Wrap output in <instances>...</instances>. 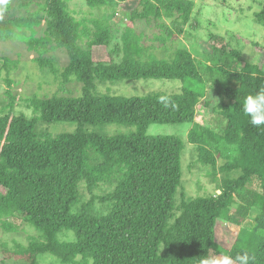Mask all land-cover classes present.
<instances>
[{
  "label": "trees",
  "instance_id": "trees-1",
  "mask_svg": "<svg viewBox=\"0 0 264 264\" xmlns=\"http://www.w3.org/2000/svg\"><path fill=\"white\" fill-rule=\"evenodd\" d=\"M71 1H24L18 6L23 14L10 11L8 3L7 10L0 12V39L45 24V37L30 40V48L39 44L46 53L52 45L66 51L69 63L60 69L44 57L35 62L41 70L63 78L64 86L72 79L82 84L78 97L26 100L39 115L33 118L17 115L19 99L11 96L8 113L0 115V225L13 230L6 220L20 215L38 232V238L21 248L30 264H39L45 255L62 264H212L223 257L239 264L236 257L244 253L249 264H264V126H252L242 111L244 98L264 88L263 67L247 63L239 71L217 68L228 81L221 88L224 103L219 107L226 120L224 135L195 124L187 140L197 147L199 160L214 167L224 149L221 142L230 144L238 154L225 168L240 175L232 179L228 175L220 195L184 197L178 202L185 142L179 136L148 135V129L154 124L193 123L207 83L189 51L174 49L167 59L159 60L141 46L134 30L137 20L178 16L188 21L195 2L88 0L93 9L113 12L101 19L79 20ZM129 2L133 6L118 62L109 50L114 37L111 22L116 8ZM255 17L264 26V2ZM161 27L173 36L171 28ZM226 46L218 49L239 60L240 52L227 51ZM0 61L11 86L10 73L18 61L6 56ZM143 79L179 80L182 88L176 94L143 97L96 92L99 83ZM55 122L76 123L79 128L57 136L38 132L39 123ZM109 124L134 126L136 131L109 136L84 130L85 125ZM253 181L260 192L248 201L255 212L250 228H241L238 234L230 229L223 232L235 196ZM83 184L91 195L87 202L82 201ZM102 184L113 187L102 197L108 204L106 214L94 207L95 191ZM67 232L74 234V241L60 237Z\"/></svg>",
  "mask_w": 264,
  "mask_h": 264
},
{
  "label": "rangeland",
  "instance_id": "rangeland-1",
  "mask_svg": "<svg viewBox=\"0 0 264 264\" xmlns=\"http://www.w3.org/2000/svg\"><path fill=\"white\" fill-rule=\"evenodd\" d=\"M29 0H0V12L7 10L24 13V9L18 6ZM195 7L188 21H183L178 16L174 18L163 17L155 21L137 20L135 22V34L140 39L142 47L147 53H153L157 59L165 60L168 53L174 49L189 51L196 59L199 71L204 77L207 88L205 98L198 106L197 116L193 123L178 125L154 124L148 129V135H170L182 137L185 149L182 156L181 186L178 189V202L185 198L207 197L222 194L221 184L226 177L232 179L240 175V171L227 170L225 166L233 165L237 151L233 146L225 142L222 154H217L216 166L201 162L198 157V149L188 142L187 137L195 124L205 125L213 129L219 135H224L226 120L220 115V105L224 103L221 88L228 85L227 77L219 73L217 68L223 66L235 71L241 70L247 63L256 64L264 69V26L258 23L255 15L261 10L264 0H193ZM123 5V4H122ZM120 5L116 8V17L112 20L114 37L110 45V52L115 61L120 62L123 57L122 35L130 19V11L133 2ZM70 8L77 19L92 20L110 15L113 9H93L88 0H72ZM165 25L173 31L170 36ZM45 24L36 27L34 31L23 29L16 30L10 37L0 39V56H6L18 61L16 67L10 73L12 85L8 84L7 71L0 61V115L8 113V105L12 97L19 99L15 103V113L26 115L29 118L38 117L33 109L28 108L26 100L33 97L47 98L55 95L78 97L82 94V84L71 80L65 86L63 78L56 76L49 69L41 70L35 59L44 57L53 61L60 69H64L69 63L66 51L53 49L49 46L48 52L39 44H34L31 49L28 42L32 39L45 37ZM222 45H227V51L240 52V59L235 60L228 53L220 51ZM264 71V70H263ZM182 82L179 80H123L118 82L99 83L97 94H108L125 97H143L150 93L176 94L181 91ZM11 93V95L9 94ZM76 123L55 122L52 124L39 123L38 132L45 131L52 136L74 133L78 130ZM84 130L99 135L114 136L117 134H129L136 131L134 126L117 124L109 125H85ZM231 163V164H230ZM229 171V172H228ZM113 187L102 184L95 191L97 196L94 207L97 212L106 214L108 204L102 197L110 192ZM82 201L90 200L91 195L81 185ZM221 191V192H220ZM260 192V185L256 182L248 184L235 196V204L227 213L223 232L228 229L239 233L242 228H250V218L255 216L251 210L249 200L254 194ZM13 226V230H5L0 225V264H30L24 254L22 246L38 238V232L25 223L20 215L6 220ZM229 223V224H228ZM226 235V234H225ZM62 236V237H61ZM63 240L74 241L72 232L61 234ZM234 240L233 236H228ZM21 245V246H20ZM39 264H62L56 258L45 255L39 258Z\"/></svg>",
  "mask_w": 264,
  "mask_h": 264
},
{
  "label": "clouds",
  "instance_id": "clouds-1",
  "mask_svg": "<svg viewBox=\"0 0 264 264\" xmlns=\"http://www.w3.org/2000/svg\"><path fill=\"white\" fill-rule=\"evenodd\" d=\"M242 111L252 126L257 128L264 126V88L244 98ZM249 259L247 253L236 257L239 264H249ZM212 264H234V261L231 257H223L212 261Z\"/></svg>",
  "mask_w": 264,
  "mask_h": 264
},
{
  "label": "water",
  "instance_id": "water-1",
  "mask_svg": "<svg viewBox=\"0 0 264 264\" xmlns=\"http://www.w3.org/2000/svg\"><path fill=\"white\" fill-rule=\"evenodd\" d=\"M221 192V191H220Z\"/></svg>",
  "mask_w": 264,
  "mask_h": 264
}]
</instances>
